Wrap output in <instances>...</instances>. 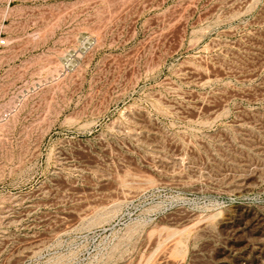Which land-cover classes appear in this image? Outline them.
I'll list each match as a JSON object with an SVG mask.
<instances>
[{"label": "rangeland", "instance_id": "rangeland-1", "mask_svg": "<svg viewBox=\"0 0 264 264\" xmlns=\"http://www.w3.org/2000/svg\"><path fill=\"white\" fill-rule=\"evenodd\" d=\"M0 264H264V0H0Z\"/></svg>", "mask_w": 264, "mask_h": 264}]
</instances>
